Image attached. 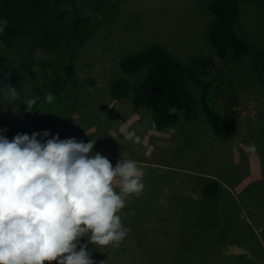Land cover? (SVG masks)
Masks as SVG:
<instances>
[{
    "label": "rangeland",
    "instance_id": "rangeland-1",
    "mask_svg": "<svg viewBox=\"0 0 264 264\" xmlns=\"http://www.w3.org/2000/svg\"><path fill=\"white\" fill-rule=\"evenodd\" d=\"M79 1L89 17V34L72 49L76 85L60 92L47 109L26 110L25 92L16 89V101L4 100L3 91L13 85L2 80L0 135L9 139L30 128L47 131L43 140L53 135L95 140L93 153L113 166L131 159L143 170L142 194L120 213L130 228L120 246L80 238L93 264H264V82L254 67L255 53L264 46V0H239L234 25L249 50L227 62L208 40L214 18L210 0ZM152 44L163 45L183 65L199 55L213 58L236 96L231 137L215 133L200 107V88L190 81L197 117L162 129L151 126L150 109L133 96L145 71L126 74L119 62ZM42 58L60 60L53 52ZM120 77L128 79L131 91L118 99L110 89ZM121 127L135 130L140 143L127 141ZM208 180L220 186L207 202L201 189Z\"/></svg>",
    "mask_w": 264,
    "mask_h": 264
},
{
    "label": "trees",
    "instance_id": "trees-1",
    "mask_svg": "<svg viewBox=\"0 0 264 264\" xmlns=\"http://www.w3.org/2000/svg\"><path fill=\"white\" fill-rule=\"evenodd\" d=\"M210 11L214 18L208 40L219 58L225 62L243 58L249 47L234 25L240 14L239 0H210ZM0 20L7 21L0 33V82L8 78L17 90L26 93L27 100L35 98L31 108L25 103L26 110L49 108L51 103L45 101L48 94L58 98L60 92L76 85L71 55L72 49L89 34L87 13L78 0H0ZM44 52H53L60 60L43 59ZM119 66L126 74L144 69L133 96L137 104L150 109L153 128L162 129L179 119L197 117L190 81L200 88V107L215 133L224 139L234 133L236 96L218 74L212 57L199 55L183 65L163 45L152 44L122 58ZM254 67L264 82V46L255 53ZM110 90L119 99L130 94L131 85L127 78L120 77L112 82ZM171 107L177 109L176 115L169 113ZM33 132L25 128L9 140L18 133ZM219 186L214 180L204 184L201 190L207 202Z\"/></svg>",
    "mask_w": 264,
    "mask_h": 264
},
{
    "label": "clouds",
    "instance_id": "clouds-1",
    "mask_svg": "<svg viewBox=\"0 0 264 264\" xmlns=\"http://www.w3.org/2000/svg\"><path fill=\"white\" fill-rule=\"evenodd\" d=\"M6 26L0 20V33ZM2 95L13 103L19 94L7 85ZM53 100L52 94L45 97L47 103ZM35 103L31 98L26 105ZM169 113L176 115L177 109L171 107ZM119 132L140 143L135 130L121 127ZM48 136L47 131L18 133L11 140L0 135V264H93L81 237L118 248L130 231L120 213L144 190L137 162L120 160L113 166L93 153L95 140L56 135L43 140Z\"/></svg>",
    "mask_w": 264,
    "mask_h": 264
}]
</instances>
